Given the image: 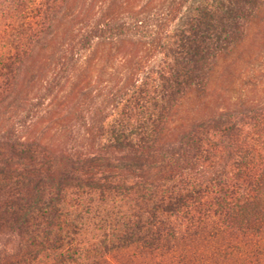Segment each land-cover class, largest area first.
<instances>
[{
    "label": "trees",
    "instance_id": "trees-1",
    "mask_svg": "<svg viewBox=\"0 0 264 264\" xmlns=\"http://www.w3.org/2000/svg\"><path fill=\"white\" fill-rule=\"evenodd\" d=\"M0 264H264V0H0Z\"/></svg>",
    "mask_w": 264,
    "mask_h": 264
},
{
    "label": "rangeland",
    "instance_id": "rangeland-1",
    "mask_svg": "<svg viewBox=\"0 0 264 264\" xmlns=\"http://www.w3.org/2000/svg\"><path fill=\"white\" fill-rule=\"evenodd\" d=\"M195 102V99L191 98L185 103V109H188L193 103Z\"/></svg>",
    "mask_w": 264,
    "mask_h": 264
}]
</instances>
